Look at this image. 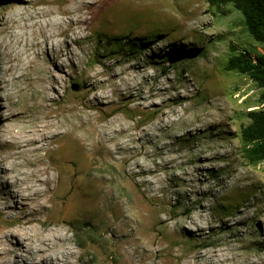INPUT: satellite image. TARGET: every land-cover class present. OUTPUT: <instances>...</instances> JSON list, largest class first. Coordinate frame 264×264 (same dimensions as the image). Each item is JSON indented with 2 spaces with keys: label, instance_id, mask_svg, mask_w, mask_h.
<instances>
[{
  "label": "rangeland",
  "instance_id": "obj_1",
  "mask_svg": "<svg viewBox=\"0 0 264 264\" xmlns=\"http://www.w3.org/2000/svg\"><path fill=\"white\" fill-rule=\"evenodd\" d=\"M11 1L16 0H0V21H9ZM120 1H125L127 9L109 10L105 20L97 18L89 40L78 44L85 47L83 67L95 68L107 78L129 65L138 66L140 73L131 82L135 89L131 91L147 98L138 101L146 108L136 117H143L144 125L154 123L173 108L181 113L187 105L192 107L186 115L199 109L201 116L213 115L210 107L204 108L207 98H215L218 103V125H198L188 134L176 132L158 143L145 141L125 167L133 171L154 168V175L134 179L128 174L122 183L118 182L123 186H112V197L122 205L126 216L138 202L143 208L159 209V220L167 219L155 221L154 217L144 224L164 251L147 253L138 249L135 256L141 252L138 259L143 264H189L205 253L199 264H219L223 260L227 264H264V161L248 163L240 137L241 128L249 123L248 112L264 108V104L259 102L261 90L254 82L244 74L225 69L228 59L237 52L247 50L256 56L264 52L263 45L249 35L241 13L231 4L216 7L207 0ZM18 34L17 29L8 30L0 22V58H6V53L16 54L22 65L30 58L20 53L17 42L31 40L32 32L24 31L21 37H15ZM76 74L70 70L64 84L68 90L82 93L81 87L72 83ZM30 90L27 95L31 98ZM5 95L8 93L0 91V104L7 105ZM92 95L86 93L85 99ZM185 95L188 97L183 99ZM119 103L123 106L126 99ZM135 104L127 103L128 107ZM1 110L2 107L0 113ZM164 143L166 146L161 147ZM100 168L106 169L112 185L117 183V166L110 162ZM91 213L62 224L69 247L80 255L74 261L119 263L122 255L112 249L110 233L102 231V221L95 219V212ZM196 215L198 220L203 217L208 221L200 231L190 223ZM163 224L175 228L182 242L171 243L163 233ZM127 230L134 233L138 227L130 223ZM133 236L130 245L137 238ZM214 252L217 255L206 260ZM244 257H248L246 261Z\"/></svg>",
  "mask_w": 264,
  "mask_h": 264
},
{
  "label": "bare ground",
  "instance_id": "obj_2",
  "mask_svg": "<svg viewBox=\"0 0 264 264\" xmlns=\"http://www.w3.org/2000/svg\"><path fill=\"white\" fill-rule=\"evenodd\" d=\"M124 2L16 0L9 4V21H0L2 27L17 29L19 34L32 32L31 40L17 42L20 53L30 58L26 64L20 65L12 53L0 58V91L8 93L3 99L7 105L0 104V264H76L74 258L80 255L69 247L62 224L90 212L102 221V231L110 233L112 249L122 255L116 264H143L138 259L141 252L135 256L138 249L147 253L164 251L158 248L157 237L145 222L154 217L155 221L167 219L159 220V209L143 208L138 202L126 216L122 205L112 197V186H123L118 182L128 174L134 179L154 175V168L133 171L125 167L145 141L158 143L176 132L188 134L198 125H218V103L215 98H207L204 108L210 107L213 115L201 116L200 109L186 115L192 107L187 105L181 113L173 108L145 126L143 117H136L146 108L138 101L147 98L131 91V82L140 73L138 66L129 65L107 78L95 68L83 67L85 47L78 44L89 40L97 18L107 19L109 10H126ZM19 34L15 37H21ZM46 48L48 51L42 53ZM70 70L77 73L72 83L79 85L82 93L65 86ZM88 92L93 93L91 99H85ZM125 99L126 104L121 106L119 102ZM128 102L136 104L128 107ZM109 115L111 118L106 119ZM110 162L117 166L119 185H112L106 169L100 168ZM185 175L191 177V173ZM145 182L150 184L149 180ZM130 223L138 227L137 232L127 230ZM190 223L200 231L208 221L203 217L198 220L196 215ZM163 227L171 243L182 242L175 228ZM133 235L137 238L130 245ZM216 253H209L206 260ZM205 254L189 264H199ZM219 264L227 263L223 260Z\"/></svg>",
  "mask_w": 264,
  "mask_h": 264
},
{
  "label": "trees",
  "instance_id": "obj_3",
  "mask_svg": "<svg viewBox=\"0 0 264 264\" xmlns=\"http://www.w3.org/2000/svg\"><path fill=\"white\" fill-rule=\"evenodd\" d=\"M210 6L231 4L243 17L249 35L264 47V0H207ZM225 69L246 75L261 90L259 102L264 104V52L253 56L241 50L231 56ZM249 123L240 130L243 157L250 164L264 161V108L249 111Z\"/></svg>",
  "mask_w": 264,
  "mask_h": 264
}]
</instances>
